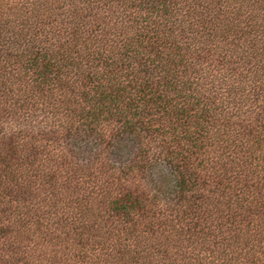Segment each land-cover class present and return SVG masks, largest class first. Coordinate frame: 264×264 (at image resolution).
I'll return each instance as SVG.
<instances>
[{
    "label": "trees",
    "instance_id": "trees-1",
    "mask_svg": "<svg viewBox=\"0 0 264 264\" xmlns=\"http://www.w3.org/2000/svg\"><path fill=\"white\" fill-rule=\"evenodd\" d=\"M0 264H264V0H0Z\"/></svg>",
    "mask_w": 264,
    "mask_h": 264
},
{
    "label": "rangeland",
    "instance_id": "rangeland-1",
    "mask_svg": "<svg viewBox=\"0 0 264 264\" xmlns=\"http://www.w3.org/2000/svg\"><path fill=\"white\" fill-rule=\"evenodd\" d=\"M128 152H130V151L128 150Z\"/></svg>",
    "mask_w": 264,
    "mask_h": 264
}]
</instances>
